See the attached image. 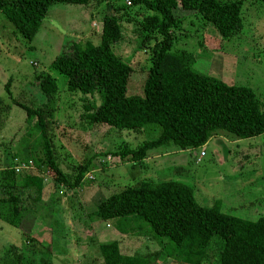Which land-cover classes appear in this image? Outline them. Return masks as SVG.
Wrapping results in <instances>:
<instances>
[{"label":"rangeland","instance_id":"rangeland-1","mask_svg":"<svg viewBox=\"0 0 264 264\" xmlns=\"http://www.w3.org/2000/svg\"><path fill=\"white\" fill-rule=\"evenodd\" d=\"M242 3V29L237 35L223 39L200 15H189L172 28L171 51H190L197 71L229 85L252 88L264 107V0ZM118 6L122 8L118 11L122 37L112 49L132 67L126 94L142 95L152 48L161 40L157 32H151L149 40L141 32L140 22L150 13H145L142 6L128 0L54 3L31 42L23 39L0 13V167L11 168L14 154L32 160L30 148L34 142L25 132L26 112L15 102L34 108L46 102L36 79L42 73L51 74L58 85L51 102V126L60 167L73 180L78 166L90 160L77 187L55 183L49 172L34 163L28 170H20L19 175L40 173V201L19 228L0 219V264H17L22 252L26 260L35 258L40 262L37 249L45 251L50 243L52 252L46 254L47 264H103L99 244L114 240L123 254H152L159 245L145 232H137L133 223L91 218L103 199L144 179L183 182L193 188L200 204L218 202L223 212L235 216L255 219L264 214V134L237 139L217 132L201 147L180 150L164 145L135 163L129 156L115 152L125 146L137 148L156 137L159 126L147 124L136 132L92 124L82 117L87 101L99 104L98 95L68 92L66 78L53 70L50 62L71 39L81 45L98 44L102 18ZM202 150L205 155L200 157ZM35 230L42 242L34 237ZM223 245L217 235L212 236L203 264H219ZM153 259H158L156 264H179L163 254Z\"/></svg>","mask_w":264,"mask_h":264},{"label":"trees","instance_id":"trees-1","mask_svg":"<svg viewBox=\"0 0 264 264\" xmlns=\"http://www.w3.org/2000/svg\"><path fill=\"white\" fill-rule=\"evenodd\" d=\"M90 1L0 0V13L23 39L31 42L52 4L82 5ZM128 1L142 6L145 13L150 12L140 22L145 38L149 40L151 32L161 35V40L152 48L142 95L126 94L132 67L112 49L122 37L118 14L121 6L102 18L98 44L81 45L71 39L50 62V67L66 78L68 92L98 95L99 104L87 101L83 106L82 117L90 123L136 132L147 124L160 127L156 137L143 141L137 148L125 146L115 154L129 156L138 163L146 159L151 150L164 145L180 150L201 147L217 132L237 139L264 134V107L252 88L229 85L197 71L193 68L195 58L190 51H171L172 28L189 15H200L223 39L237 35L242 29V0ZM36 79L46 102L36 108L15 102L26 112L25 132L34 142L30 148L32 160L21 159L19 154H14L13 158L17 164L30 161L38 168L43 167L55 183L77 187L90 160L78 166L73 180L62 170L51 126V102L58 85L49 73L39 74ZM21 172L12 167L0 169V219L16 228L38 205L42 187L39 172L19 175ZM217 203L200 204L193 188L177 180L144 179L138 185L110 194L92 212L93 221L127 220L138 227L137 232H145L154 240L159 249L140 257L123 254L117 240L101 243L103 264H156L158 259L153 258L161 254L179 264H203L214 235L224 243L219 264H264V214L255 219L242 218L223 212ZM36 233L35 230L34 237L42 242ZM37 252L40 262L32 257L26 260L22 252L17 264H47L46 254L52 252L51 243L45 251L37 249Z\"/></svg>","mask_w":264,"mask_h":264},{"label":"built area","instance_id":"built-area-1","mask_svg":"<svg viewBox=\"0 0 264 264\" xmlns=\"http://www.w3.org/2000/svg\"><path fill=\"white\" fill-rule=\"evenodd\" d=\"M205 155V152L202 150L200 153H199V156L200 157H203ZM30 161L28 163H21V164H17L16 163V159L13 160V166L12 168L16 171V172H19L20 170H28L29 168H31V165H30ZM5 167H0V169H3Z\"/></svg>","mask_w":264,"mask_h":264}]
</instances>
